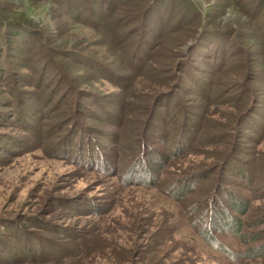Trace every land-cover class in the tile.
<instances>
[{"label":"rangeland","instance_id":"1","mask_svg":"<svg viewBox=\"0 0 264 264\" xmlns=\"http://www.w3.org/2000/svg\"><path fill=\"white\" fill-rule=\"evenodd\" d=\"M193 2L0 0V264H264V0Z\"/></svg>","mask_w":264,"mask_h":264},{"label":"trees","instance_id":"2","mask_svg":"<svg viewBox=\"0 0 264 264\" xmlns=\"http://www.w3.org/2000/svg\"><path fill=\"white\" fill-rule=\"evenodd\" d=\"M184 2H185L186 8L192 13V16L194 15L196 17V20L199 23L198 29L194 35V38L192 37L193 41L191 42L190 46H188V48H189L199 40L200 35L203 32V30L212 31L213 28L208 26V21H207L208 12L203 13L200 6L196 5L193 2V0H184ZM143 14H142V16H143ZM7 24H8V22L6 23V21H1V19H0V27H3L2 38H3V41L5 39L7 42H8V39H11L10 37L12 36V34H10L11 30H9V29L15 30L17 32L16 34H14V36L17 38L20 37V35H22V34H20V33H23L21 31H26V30H18L17 28L13 29V27L21 26V27H24L26 29H30L28 26H26L22 23H19V22H16V23L10 22V24H8V25ZM8 36H9V38H8ZM3 79H4V75L2 74V69H0V83L3 81ZM124 84H126V83L124 82ZM29 118L32 120L34 119V117H32V115H29Z\"/></svg>","mask_w":264,"mask_h":264}]
</instances>
